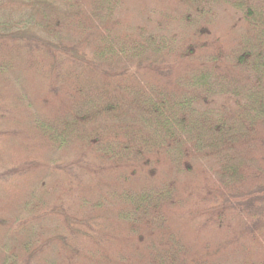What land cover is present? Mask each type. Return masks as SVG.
Here are the masks:
<instances>
[{
	"label": "trees",
	"instance_id": "trees-1",
	"mask_svg": "<svg viewBox=\"0 0 264 264\" xmlns=\"http://www.w3.org/2000/svg\"><path fill=\"white\" fill-rule=\"evenodd\" d=\"M0 264H264V0H0Z\"/></svg>",
	"mask_w": 264,
	"mask_h": 264
}]
</instances>
